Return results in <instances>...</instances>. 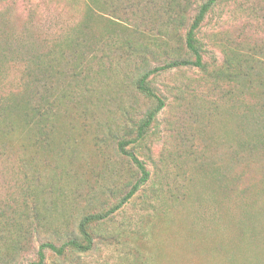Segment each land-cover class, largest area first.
<instances>
[{"label": "rangeland", "instance_id": "1", "mask_svg": "<svg viewBox=\"0 0 264 264\" xmlns=\"http://www.w3.org/2000/svg\"><path fill=\"white\" fill-rule=\"evenodd\" d=\"M204 1L0 0V264L83 241L140 177L126 140L148 181L44 264H264V0H218L204 67L161 68Z\"/></svg>", "mask_w": 264, "mask_h": 264}, {"label": "trees", "instance_id": "2", "mask_svg": "<svg viewBox=\"0 0 264 264\" xmlns=\"http://www.w3.org/2000/svg\"><path fill=\"white\" fill-rule=\"evenodd\" d=\"M217 2L218 0L204 1L200 5L197 13L194 15L192 22L189 25V28L186 33V45L189 51L193 54L194 59L193 60L191 59L175 60V61L168 63L167 65H164L161 68L172 67V66H177V65H188V64L190 65L193 64L199 67H204L203 55H202L201 47L199 45V41L197 39V32L199 28L201 27L206 15ZM46 57H49V55L47 54ZM41 59H43V57L41 56L37 57V60H38L37 64H39V61ZM36 61H34L33 63L35 64ZM46 64L50 65V60H47ZM151 72L152 71H148L147 73H144L140 77L139 88L142 91L146 92L148 95L156 99V106L153 107L149 111L147 117L138 127L137 138H141L144 136L146 129L152 124V122L154 121L158 113L161 111V109L165 105L164 99L160 97L152 89H150V87L147 86L146 84ZM127 142H128L127 140L120 142L119 148L122 153L131 157L133 162L136 164V166L140 170V177L134 182V184L131 186L129 191L115 205L111 206L108 210L103 211V212L88 214L82 219L80 223V230L84 237L83 241L78 240V239H71V240L63 242L61 245H56L55 243H52V242H43L39 247L37 260L31 261L28 263H23V264H44L47 249H52L57 254L62 255L69 249H76L79 251H88L92 248L93 236L88 230V227L91 225V223L94 221H100L102 219H105L108 216H110V214L120 209L140 189V187L148 181L150 177V171L147 169L145 163L142 160H140L132 151L125 149V144Z\"/></svg>", "mask_w": 264, "mask_h": 264}]
</instances>
